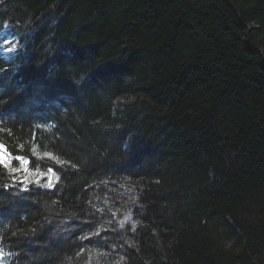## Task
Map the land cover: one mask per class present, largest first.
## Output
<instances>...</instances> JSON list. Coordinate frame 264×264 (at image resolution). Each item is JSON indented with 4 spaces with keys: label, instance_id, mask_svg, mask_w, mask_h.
<instances>
[{
    "label": "trees",
    "instance_id": "trees-1",
    "mask_svg": "<svg viewBox=\"0 0 264 264\" xmlns=\"http://www.w3.org/2000/svg\"><path fill=\"white\" fill-rule=\"evenodd\" d=\"M3 33L0 143L59 176L0 169L8 264H264V0H0Z\"/></svg>",
    "mask_w": 264,
    "mask_h": 264
},
{
    "label": "snow or ice",
    "instance_id": "snow-or-ice-1",
    "mask_svg": "<svg viewBox=\"0 0 264 264\" xmlns=\"http://www.w3.org/2000/svg\"><path fill=\"white\" fill-rule=\"evenodd\" d=\"M7 44H11L10 41H5ZM15 48V45H11L8 48V51H12ZM2 131V129H0ZM21 149L24 147L23 145L19 146ZM31 154L36 156L37 159H40L39 153L37 152V148L33 146L31 148ZM45 156H51V153H44ZM13 161L17 162L18 166H12ZM58 164L65 163L57 159ZM33 161L31 159H27L24 156L16 155L13 156L11 152L8 151V148L5 144L0 143V169L4 170V174L10 176L11 180L14 184L18 183L22 186H26L29 183H35L37 186H42L45 188H52L54 186V182L59 180V176L56 175L53 168H47V171H40L39 167L30 168L29 165H32ZM21 172L26 173V175L21 176ZM30 177L34 178V180L30 179ZM7 187V185H5ZM25 190L27 188L25 187ZM133 227H135L133 225Z\"/></svg>",
    "mask_w": 264,
    "mask_h": 264
},
{
    "label": "rangeland",
    "instance_id": "rangeland-1",
    "mask_svg": "<svg viewBox=\"0 0 264 264\" xmlns=\"http://www.w3.org/2000/svg\"><path fill=\"white\" fill-rule=\"evenodd\" d=\"M3 32L6 31V28H3ZM5 35V34H4ZM21 176L26 175V173L21 172ZM30 179L34 180V178L30 177ZM28 186V184L26 185ZM0 264H8L7 263V255L5 250L0 246Z\"/></svg>",
    "mask_w": 264,
    "mask_h": 264
}]
</instances>
